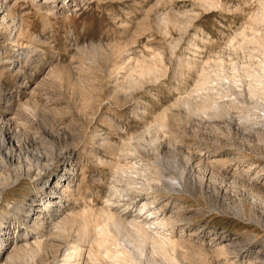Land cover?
<instances>
[{
    "label": "rangeland",
    "instance_id": "obj_1",
    "mask_svg": "<svg viewBox=\"0 0 264 264\" xmlns=\"http://www.w3.org/2000/svg\"><path fill=\"white\" fill-rule=\"evenodd\" d=\"M5 1L13 20L0 29V136L11 128L20 154L0 166V179L10 186L0 196V235L10 225L18 242L42 230L51 247L1 263L60 264L86 221L103 225L106 213L130 220L142 198L149 203L142 214L155 211L171 223L179 264H264V104L254 106L246 79L239 110L225 116H189L183 104L205 62L213 72L222 62L228 75L249 55L261 62L253 45L230 46L257 13L264 15L261 0H73L48 25L32 0ZM15 22L24 24L19 39ZM251 28L248 34L264 40L263 26ZM144 61L155 69L145 77L134 72ZM215 81L213 87L222 84ZM192 156L203 162L189 161ZM19 166H32L31 177L17 180ZM118 167L126 174L117 175ZM64 168L75 178L61 196V218L69 223L59 237L55 214H44L46 226L39 214L25 216L48 195L44 184L58 186ZM93 231L81 243L86 264H95L90 250L101 252L92 248ZM118 238L120 246L110 242L109 249L128 246L132 264L163 263L151 247L139 258L124 235ZM104 257V264L126 263Z\"/></svg>",
    "mask_w": 264,
    "mask_h": 264
},
{
    "label": "bare ground",
    "instance_id": "obj_2",
    "mask_svg": "<svg viewBox=\"0 0 264 264\" xmlns=\"http://www.w3.org/2000/svg\"><path fill=\"white\" fill-rule=\"evenodd\" d=\"M38 2H41V4H38ZM61 2H63L62 6H59V4ZM72 2H73V0H32V3H34V7H36L38 9L37 11L39 13L45 14L43 21H44V24H46V25H48L50 23V20H49L50 16H54L55 13H60L62 10L65 11L70 7H74L72 5ZM260 6H261L262 10L264 11V0L263 1L261 0ZM263 14H264V12H263ZM12 15H13V11H12V8L9 6V2H7L5 0H0V29L2 27L4 28V26L7 24V22L9 20H13V19H11ZM8 23H10V22H8ZM14 26H15V30L17 31L15 33V38L17 37V39H19L21 36H23L22 34L24 32V24H23V22H21L20 24L15 22ZM256 26L257 27L258 26L264 27V15H262V14L258 15V13H257L252 18V26H249L250 28L252 27L251 28L252 32H253V29L257 28ZM250 28H249V30H250ZM245 30H243L242 32L240 31L239 34L237 35L238 37L235 36V38L233 37L234 39L231 37L232 40L230 39L231 42L229 41L230 46L233 48L240 46L239 49H244V48L246 49V47H248L249 45H253L252 47H254V53H255V51L257 52L258 55L257 54L256 55H257V57L259 56V58L261 59V62H259L258 65H255L256 63L253 62L254 56L249 55L248 56L249 62H247V64L244 62L245 65H244V67L241 66L242 68H239V67L234 68L233 67L234 72L232 71L233 73L230 75L225 73L226 71L224 70L223 65H217L219 61H217V63H216V66H218V68H217V70L215 69L214 72L212 70L208 69L209 62L208 61L205 62L202 67L200 66V68L197 69V78H196L194 87L190 91V94H189L190 96L187 99H185L183 102V104L185 105V108L187 110V114L189 116H197V117L199 116L202 118L204 116L220 117L226 112L229 113L232 109H238L239 110V106L241 104L240 103L241 101H239V100L241 99V97L243 99V94H244V90H241V88L243 87V83H244L242 79L249 80V82L247 84V92H248L249 97H251L252 99L256 98L255 101H253L255 103L254 106H261L264 104L263 103L264 102V40L260 38V35L257 36L258 33L253 32L254 34L251 36L250 34H248L249 30H247V32ZM256 32H258V29ZM15 38H14V40H15ZM240 39H241V41L239 42ZM33 40H36V39H33ZM229 42H227V43L229 44ZM16 43H17V41H16ZM236 43L239 46L238 45L236 46ZM251 51H253V49H251ZM17 61H18V59H16V58L14 60H12L14 67H15V65H16L15 63ZM202 63H203V61H202ZM138 64H139V62H138ZM219 64H222V62H219ZM233 65H235V64H233ZM254 65H255V67H254ZM140 66H141V68L139 67L134 72L140 71L139 73L141 75H143L144 77H145V75L147 76L149 74H153V72L155 70L150 64H147L146 61H144L142 64L140 63ZM214 68H215V66H214ZM134 69H136V68H134ZM209 70L212 71L213 73L210 72ZM130 71H133V70L130 69ZM212 79L216 80L218 82L222 81V84L220 83L221 87H219L220 84L216 87H213L210 84ZM225 79H227L229 82L226 84H223L224 83L223 80H225ZM209 85H211L212 87H210ZM212 90L215 93H213ZM237 90H239V91H237ZM210 91H212V92H210ZM231 96L232 97L235 96L234 100H228L229 102H227V100L226 101L224 100L225 97L230 98ZM228 113H227V115H228ZM223 116H225V115H223ZM9 121H10V119H8V122ZM4 124H6V123H4ZM160 127H162V126H160ZM15 138H16V136H15ZM15 138L13 136V132H11V128H10V132L8 134L0 136V143H1L0 144V152L3 151V157H4V161H2L0 163V166H3V168H5V163L7 161L13 162L15 159H18L16 157H19L20 153L16 154L17 151L15 149V144H14ZM7 144L10 145V147H8V149L6 151V145ZM47 145H49V144H47ZM4 151H6V152H4ZM214 155H217V154H214ZM37 157L39 160L41 159L40 155H38ZM189 158H190L189 161H192V162L194 161L195 163H198V164H201L203 162V159L201 156L200 157L199 156H194V157L192 156ZM32 166L31 167L27 166V168L25 170H23L24 167L19 166L20 167L19 169H21V171H20L19 175H17V177H18L17 180H20V178L22 176L31 177V171L33 170ZM189 166H191V164ZM71 169L72 168H70L68 170V169L64 168V170H62L63 173L60 174L58 177H55V179L58 181L57 182L58 186L51 187L47 184L46 185L44 184V186L46 187L44 189L51 188L50 190L47 189V191H46L48 195L45 196L42 200H38V201L33 202V204L31 205V208L29 210L30 214L25 216L26 220L30 221L31 219L33 220L32 216L39 214V223L45 225L44 214L45 213L55 214L54 217H52V218L49 217V218H51V221L54 223V224L52 223V225H54L53 227L57 230L56 235H58L59 237L65 236L68 233L67 223H69V222L66 223V220H68V219L67 218H65V219L61 218L62 216L60 214V210L62 209V206H63L61 196L63 195L64 190L67 188L69 189L71 187L73 188L72 185H73V181H74L75 177L73 176V173L70 172ZM124 169L118 167V170L116 169L117 175L118 174L123 175L126 172V170H124ZM15 170H16V168H15ZM135 171H138V170H135ZM128 172H129V170H128ZM156 172L158 175L161 174V172L159 170H157ZM181 178H182L181 181H179L177 183V187L183 189L185 187V184L187 183L185 180V169L183 170ZM0 181H1L0 196H1L7 190V188L10 186L7 185L6 183L4 185V181L2 179H0ZM10 184H12V183H10ZM74 184H75V182H74ZM59 186H62V187H59ZM115 191H118V189L116 187H115ZM114 193H116V192H114ZM132 195H133V193H132ZM132 195H129V196H131L130 199L131 200L136 199V197H132ZM138 202L139 203H137V201L134 202V204H136V203L138 204V206H137L138 209L136 210L138 212V214L136 213L137 215H133L130 220L123 219L121 216L116 217L115 215L110 214V213H106L105 217H107V221L103 225H101V223L100 224L96 223V225H94V224H92V222H89L90 220H88V222L86 220H84V222L85 221L86 222L82 225V229L80 230L81 234L76 238L75 244L68 249L69 252L66 251L67 254H64L63 258L60 259L61 260L60 264H86L85 263L86 262L85 261L86 251L83 248H81V243H83V242L87 241V239H89L88 237L90 236V234L88 232H89L90 227L94 228V231H93L94 236L91 235L92 244L94 245L92 248H94L96 246L98 248V250H100L102 252V253L96 252L93 249V254H92V250L89 251L88 256L91 257L92 262L94 259L93 263H95V264H104V260L102 258V256H104V255H105L104 258L111 257V259L112 258L117 259V261H119V260L121 262L125 261L126 262L125 264H127V262L128 263L131 262V264H132L133 261H130L133 258L132 253L130 251L131 249L128 246L118 247V246H120L119 245L120 239L118 238L119 235H124L125 239L127 238V242L129 243V245L130 244L133 245L132 248L135 249V251H136L135 253H136L137 257H139V258H140V256L144 255L147 248L151 247L153 254H156V255H159L162 257V259H163L162 264H179L177 259L175 258V256H173V254L171 253V248H173L177 242L176 240H173V238L171 237L172 232H169L170 231L169 226L171 223L170 224L168 223V221H167L168 219L166 220V218L162 216L163 214L158 215L155 211L150 212L148 215H145V213L142 214L143 210H146L149 203H147V201H145L142 198ZM154 203H156V202L154 201L152 204H154ZM139 207H140V209H139ZM32 212H34V213L32 214ZM71 216H73V215H71ZM83 216H84V214H83ZM171 216H173V215H170V217ZM80 220H82V218ZM35 223L36 222L34 221V224H33L34 229L36 227ZM49 224H51V223H49ZM11 227L12 226H10V225L7 226L6 232L1 233V235H0V242H2L0 245V250L2 249V251H0V264H2L1 260L4 258L6 261H8V260L15 261L16 259L19 258V255L21 253L26 252L25 253L26 255H30V254L35 253L37 250L47 249V248L51 247V244L48 242V239L46 238L47 235L46 236L41 235L40 232L42 230H40V231L36 230L37 231L36 233H33V231H32L31 236L28 239L27 238L22 239V240L20 239L18 242L17 241L15 242V239H14V241H13V238H11V233H10ZM110 227H114L116 229L117 235L116 234L112 235V233L110 231ZM36 229H38V227H36ZM160 229H164L165 232H162V230L160 232ZM173 229H174V227H173ZM44 232L45 231H43V234H44ZM42 237H45L44 239H47V241L45 240L46 241L45 242L44 240H42ZM110 242L113 243L114 245H118L117 249H115V250L109 249L108 245ZM109 246H111V245H109ZM9 248H11V249H9ZM107 261H108V259H107ZM89 262L87 261V264H89ZM57 264H59V263H57Z\"/></svg>",
    "mask_w": 264,
    "mask_h": 264
}]
</instances>
